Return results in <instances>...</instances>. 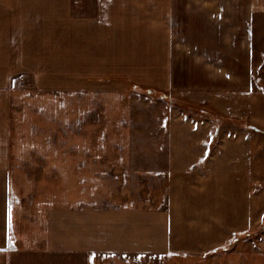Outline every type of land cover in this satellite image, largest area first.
<instances>
[{
	"label": "rangeland",
	"instance_id": "1",
	"mask_svg": "<svg viewBox=\"0 0 264 264\" xmlns=\"http://www.w3.org/2000/svg\"><path fill=\"white\" fill-rule=\"evenodd\" d=\"M158 1L0 0L11 18L12 154L33 157L19 163L25 169L15 190L29 191L19 202L23 218H38L48 204L68 211L160 206L163 161L181 149L171 145L173 134L206 122L213 144L216 125L237 121L220 113L219 100L184 92L180 76L202 75L198 60L219 55L203 30L251 28L264 86V0H174V14L170 1L162 11ZM119 165L129 172L118 173ZM26 178L35 192L22 186ZM19 240L0 244V264H264V218L202 253L52 252Z\"/></svg>",
	"mask_w": 264,
	"mask_h": 264
},
{
	"label": "crops",
	"instance_id": "2",
	"mask_svg": "<svg viewBox=\"0 0 264 264\" xmlns=\"http://www.w3.org/2000/svg\"><path fill=\"white\" fill-rule=\"evenodd\" d=\"M165 1L172 3L170 13L174 14V0ZM156 7L162 11L163 0ZM9 19L10 13L0 7V244L20 239L38 242L52 252L202 253L260 226L264 218V86L258 85L251 28L242 34L203 30L209 43L215 40L218 44L219 55L204 63L205 58L198 60L207 70L202 75L187 71L180 76L187 83L184 92L193 89L197 97L219 100L220 113L237 121L216 125L213 144L210 123H187L185 133L173 134L171 145L181 149L163 161L166 165L160 171L165 175V195L159 207L117 205L68 211L65 206L51 210L48 204L32 219L23 218L19 208L28 189L15 190L20 170L25 169L20 159L33 157L12 154ZM171 77H178L174 70ZM192 81L194 87L188 89ZM124 159L130 161L123 157L120 162ZM115 168L118 173L129 172L125 165ZM22 186L35 192L31 179Z\"/></svg>",
	"mask_w": 264,
	"mask_h": 264
}]
</instances>
